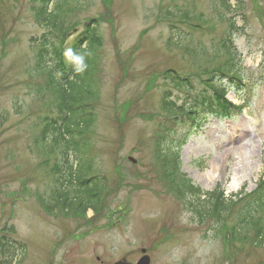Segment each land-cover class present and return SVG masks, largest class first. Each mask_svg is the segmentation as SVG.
<instances>
[{
	"label": "rangeland",
	"instance_id": "obj_1",
	"mask_svg": "<svg viewBox=\"0 0 264 264\" xmlns=\"http://www.w3.org/2000/svg\"><path fill=\"white\" fill-rule=\"evenodd\" d=\"M74 1L78 9L70 23L95 19L102 43L88 154L92 173L103 178L100 209L81 217L58 209L49 215L40 204L52 202L50 166L59 161L58 150L44 156V143L38 142L40 118L51 111L48 95L34 86H41L42 76L26 74L32 63L29 40L44 30L35 24L29 0H0V241L7 236L18 248L14 260L10 247L5 256L0 249V264L135 263L142 248L151 264H264V242L253 245L250 234L248 243L226 240L240 205L223 223L196 216L164 179L158 154L160 144L162 155L172 159L184 141L181 172L201 191L217 187L227 198L257 189L264 176V0H240L246 19L235 18L238 67L253 87L250 109L244 117L208 118L196 130L190 123L169 124L173 116L161 112L160 101L171 89L168 100L188 105L206 86L194 78L193 90L181 91L163 75L175 71L183 77L216 66L214 52L185 50L209 45L210 33L192 29L195 22L225 30L215 11L220 0ZM186 16L193 23L184 22ZM227 99L241 103L232 92ZM164 128L171 130L168 136ZM212 167L215 178L206 179Z\"/></svg>",
	"mask_w": 264,
	"mask_h": 264
},
{
	"label": "trees",
	"instance_id": "obj_2",
	"mask_svg": "<svg viewBox=\"0 0 264 264\" xmlns=\"http://www.w3.org/2000/svg\"><path fill=\"white\" fill-rule=\"evenodd\" d=\"M51 1L32 0L35 5V8L32 7L33 13L37 22L47 28L41 42L35 46V63L32 73L42 76L41 86L36 85L39 90L48 95L47 108L51 110L48 112L49 115L40 118L38 142L39 144L44 143L42 144L44 156L50 155L58 149L60 163L57 162L50 167L52 174L56 176V188L51 191L50 195L53 204L49 205L45 201L42 204L49 212L61 208L65 213L74 215H84L87 210L97 213L100 209L104 183L103 178L91 176L93 172L92 159L88 157V154L90 152L89 137L96 122L94 105L98 99L97 74L99 48L102 43L98 36L96 20L88 19L83 25L81 36L67 53L68 62L64 63L62 45L67 31L74 29L75 24L70 25L69 20L74 11L78 9V4L74 0ZM221 4L227 10L231 8L227 0H221ZM185 20L188 18L185 17ZM211 45L214 52L212 59L219 60L216 66L210 65L211 68L209 66L202 68L201 73L196 70L198 73L193 76L182 77L175 71L165 72L163 75V79L173 82L178 89L185 87L191 89V78L202 75L201 78L205 77L206 80L200 79V81L213 92L212 96L202 94L196 96L192 105L184 103L180 106H176L175 102L168 101V92H165L160 101V110L167 118L173 116V123H176L178 118L182 122L187 119L195 121L199 112L203 113V110L225 112L228 109L223 101L225 89L213 82L212 77L217 74L238 78L235 54L227 38H222L219 41L212 40ZM191 48L186 49L185 52L191 55L198 51L201 52V55L206 54V49L201 44H193ZM81 58L83 64L80 63ZM49 60L51 63L48 64ZM85 65L86 67H84ZM82 67L83 71L80 70ZM163 130L166 134L168 133L167 128ZM158 149L165 179L168 180L174 176L177 182L173 185L177 188L179 198L181 200L190 199L187 205H190V209L196 216L210 217L223 223L225 218H233L232 210L240 205L239 208L237 207L240 212L237 213L238 218L237 216L233 218L235 223L232 224V229L228 232L229 241L248 243L250 234L253 243H257L258 247L262 245L264 237V176L259 179L254 192L247 194L242 189L233 197L225 198L222 191L217 188L211 192H203L192 184L191 180L182 175L178 176L174 170L170 171L169 168L172 164L175 171L179 170L178 154H173L172 160H169L168 155H162L160 144ZM70 153H74L76 156L75 168L73 167L74 163L69 162L68 155ZM8 243L10 241L4 242V238H1L0 248L4 249L10 245L12 257H14L15 247L12 243Z\"/></svg>",
	"mask_w": 264,
	"mask_h": 264
},
{
	"label": "bare ground",
	"instance_id": "obj_3",
	"mask_svg": "<svg viewBox=\"0 0 264 264\" xmlns=\"http://www.w3.org/2000/svg\"><path fill=\"white\" fill-rule=\"evenodd\" d=\"M215 169H216L215 167H212L211 172H209L208 174H206V179H209V180L212 179V180H214L213 178H215V174L217 173V170H215Z\"/></svg>",
	"mask_w": 264,
	"mask_h": 264
},
{
	"label": "water",
	"instance_id": "obj_4",
	"mask_svg": "<svg viewBox=\"0 0 264 264\" xmlns=\"http://www.w3.org/2000/svg\"><path fill=\"white\" fill-rule=\"evenodd\" d=\"M116 264H126V263L119 262V263H116ZM138 264H149V259L147 257H144L138 262Z\"/></svg>",
	"mask_w": 264,
	"mask_h": 264
},
{
	"label": "clouds",
	"instance_id": "obj_5",
	"mask_svg": "<svg viewBox=\"0 0 264 264\" xmlns=\"http://www.w3.org/2000/svg\"><path fill=\"white\" fill-rule=\"evenodd\" d=\"M80 63L83 64L82 58L80 59ZM84 67H86V65ZM80 70L83 71V67Z\"/></svg>",
	"mask_w": 264,
	"mask_h": 264
}]
</instances>
